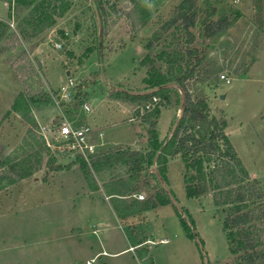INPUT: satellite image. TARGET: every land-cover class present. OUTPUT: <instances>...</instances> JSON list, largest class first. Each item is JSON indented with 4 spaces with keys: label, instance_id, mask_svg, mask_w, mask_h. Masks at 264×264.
I'll list each match as a JSON object with an SVG mask.
<instances>
[{
    "label": "rangeland",
    "instance_id": "obj_1",
    "mask_svg": "<svg viewBox=\"0 0 264 264\" xmlns=\"http://www.w3.org/2000/svg\"><path fill=\"white\" fill-rule=\"evenodd\" d=\"M66 1L71 7L55 25L36 33L30 22L38 3L0 0V174L8 175L9 166L18 162L36 168L30 177L0 190V264H86L103 250L106 253L98 254L92 264H139L131 250L111 253L151 233L169 236L168 244H156V264H264V218H258L264 208V0L214 1V19L238 17L223 35L211 39L204 37L197 22L191 28L195 40L190 46L197 52L191 57L182 29L164 28L182 0ZM203 1L196 4L203 7ZM193 66L196 69L187 76ZM69 78L74 82V87L67 86L70 101L61 97ZM181 78L193 100L206 102L208 117L226 122L229 141L263 193L262 200L245 209L257 214L249 223L257 241L254 250L230 252L222 224L229 204L216 205L211 189L231 178L218 174L213 182L206 179L208 191L199 199L185 194L186 164L181 154L171 153V136L184 104ZM153 92L158 101L151 110L144 106L152 96L134 102L125 99V94ZM14 102L18 111L12 110ZM83 103L90 111L83 109ZM60 112L72 113V125L86 123L85 117L97 113L99 123L108 119L115 127L139 121L136 134L145 142L138 145L142 170L137 193L145 200L163 188L188 224L192 216L206 257L187 237L172 204L148 210L146 220H128V228L102 200L105 188L98 192L102 198L86 194L89 187L82 183L83 173L74 164L77 159L58 142L48 146L44 139V133L49 136V129L63 120ZM133 130L136 127L121 133L128 143ZM219 150H224L222 145ZM202 156L205 171L221 161L218 152ZM56 165L64 169L52 170ZM73 167L80 171L72 172ZM127 170L120 163L106 174L126 176ZM227 187L234 185L229 182ZM110 200L113 206L120 205L115 198ZM145 260L140 264H148Z\"/></svg>",
    "mask_w": 264,
    "mask_h": 264
},
{
    "label": "trees",
    "instance_id": "obj_2",
    "mask_svg": "<svg viewBox=\"0 0 264 264\" xmlns=\"http://www.w3.org/2000/svg\"><path fill=\"white\" fill-rule=\"evenodd\" d=\"M45 1H48L46 6L43 4L44 0L39 2L38 0H29V3H38L34 6L37 15L30 22L36 33L54 26L56 18L62 17L71 7V3L66 0ZM214 1L216 0H204V6L202 7L196 4V0H182L170 19L165 23L164 28L167 29L173 25H177L185 33V50L188 53V57H191L193 53L197 52L196 48L190 47L195 40L191 28L195 27L197 22L202 27L204 37L211 39L223 35L238 17L237 14L232 18L228 15H222L214 19V15L217 13V8L213 3ZM35 32H33V36ZM151 45L152 40L147 43L148 47H151ZM195 69L196 66L189 69L187 76L192 74ZM179 83L184 92V104L179 122L171 136L173 142L171 153L175 155L181 154L186 164L187 172L184 177L185 194L187 197L199 199L208 191L206 179H212L211 182H213V179H216L218 174H221L225 180L231 178L232 180H229V182L233 183V188L229 189L227 187L228 182L226 184L218 183L212 186L211 189L215 193L214 201L216 205L229 204L230 213L224 218L222 224L223 230L227 231L226 236L230 252L236 254L240 251L254 250L257 241L251 237V225L249 223L257 214L253 209H245L251 203L262 200L263 193L259 188V184L254 179L250 180L247 170L243 166L232 143L229 141L225 133L226 122L224 120L218 121L215 117H208V106L206 102L204 100L195 101L192 99L189 91L183 85V78L179 79ZM155 94L156 92L142 96L125 94V99L131 101L147 100ZM27 109L29 110V108ZM12 110L18 111L16 102L13 103ZM191 128L196 129V133L191 132ZM218 142H221V144H218ZM220 145L224 148L222 152L219 150ZM158 147L156 146V149ZM215 152H218L221 161L212 167H207V171H205L202 155L210 158ZM120 163L127 166L128 176L127 178H119L111 183L110 187L113 191L111 194L119 197L138 194L137 191L139 190L140 173L142 170V153L140 151L133 150L129 147L117 148L106 153L92 155L88 162L81 156H78L74 164H78L89 190L97 191L99 185L93 172L114 168ZM39 164L38 161L37 165ZM51 169L60 171L64 169V166L56 165ZM189 170H192L194 173L189 174ZM9 171L10 173L8 175L0 174V190L3 186L11 185L17 180L30 177L36 171V168L30 164L18 162L10 165ZM144 186L146 187L147 184H144ZM221 195L223 196L222 200ZM116 199L120 202V205L115 204L114 208L118 217L122 219L142 211L156 208L158 205L172 204L171 198L163 188L158 189L154 196H149L145 200H138L136 197L130 201L121 198ZM172 206L174 207L176 215L180 218L181 225L187 237L197 244L202 258H205L206 253L203 249V241L193 229L194 220L192 216H188L190 221L188 224L180 215L178 209L173 204ZM258 218H264V208L261 209ZM249 257H251L250 254ZM146 261L148 264H153L151 258H148L144 262Z\"/></svg>",
    "mask_w": 264,
    "mask_h": 264
},
{
    "label": "crops",
    "instance_id": "obj_3",
    "mask_svg": "<svg viewBox=\"0 0 264 264\" xmlns=\"http://www.w3.org/2000/svg\"><path fill=\"white\" fill-rule=\"evenodd\" d=\"M83 97V96H82ZM70 101V100H69ZM115 101V100H114ZM128 101H131V100H128ZM134 102V101H133ZM74 108L76 109L75 111L77 113H79L77 110H78V107L76 105H74ZM119 109H117L118 111ZM60 116L63 118V120H61L62 122H67L69 123L70 125H72V120H73V116L72 113L70 114H63L62 112H60ZM96 113V112H95ZM161 114V113H160ZM69 115V116H68ZM66 116H68L66 118ZM161 118V116L159 117V119ZM110 119V118H109ZM84 122L86 123H83L81 125H88L92 128V135L90 137V140L92 141V139L95 141L94 143H99L102 145V148H103V153H106L107 151H111V150H115L113 149L115 146H128V147H131V149L133 150H137V151H140V148L138 147V145L141 143V140H144L145 142V138L144 137H138L137 136V132H138V127L137 125L135 124L136 122H139V121H135L133 120V123H131V125L129 124H122V125H119V126H113L111 123L108 122V119H104V122L103 124L99 123V120H98V113L95 114L94 116H90L89 118H84L83 119ZM113 120V118H112ZM103 121V120H102ZM101 122V120H100ZM113 123V122H112ZM141 124V122H140ZM159 125V123H157ZM131 127H136V130L134 131L133 130V134H131L130 136L133 135V139L130 140V143H128L124 138L123 136L121 135V133L124 131L126 133V131L130 130ZM132 133V131H131ZM160 137V141L162 140L161 138V135L159 136ZM93 143V141H92ZM140 146V145H139ZM108 147V148H106ZM105 148V149H104ZM111 149V150H108V149ZM101 154V153H99ZM114 169L113 167L112 168H109V169H105V170H101L99 172H93L94 174V177L95 179L97 180L98 182V185H99V189L97 191H90L87 186H86V181L84 180V177L82 175V183L83 185L86 186V194H88L89 196H94L95 194L98 196V192L99 190L105 188L106 190V193L104 194V198L102 197H99V198H102V200L104 202H106L109 206V209L111 210L112 214L114 215L115 219L118 221V223H122L124 225H126V222L128 220H131V219H136L137 217H144V219L146 220V214H147V211H142L143 214L141 216L139 215H130V216H127L125 217V219H122L120 217H118L117 213H116V210L112 204V198H115V203H118V200H116V198H121V199H125L127 200L128 197H119V196H114L112 195L111 193L113 192L111 190V183L114 182L115 180L119 179V178H127L128 176V173L126 176H115V175H109V174H106V172H108L109 170H112ZM72 172L73 170L74 171H80L79 169L76 170V167H73V169H71ZM97 174H100L99 178L97 176ZM103 184V186H102ZM83 186V187H85ZM135 197V196H134ZM130 201V200H128ZM161 205H158L156 208H153V209H150V210H154V211H157L158 208L160 207ZM140 213V212H139ZM157 217H159L158 214H156ZM136 216V217H135ZM160 218L157 219V221L159 220ZM128 226V224L126 225ZM129 228V226H128ZM133 234H136L134 232H132ZM162 234V232H161ZM166 233L160 235L158 233H155L154 234H150L149 235H144V237H138L137 239V242L134 244V245H130L128 248H125L123 250H120V251H117L115 253H111L112 255H117L125 250H131L133 251V260L137 263H142V261L146 258H151V260L153 261V264H156V244H168L169 243V236L168 235H165ZM140 235V234H139ZM156 235L158 236L156 238ZM141 238V239H140ZM163 239H166L167 242L166 243H159L160 240H163ZM140 249H144V250H140ZM140 252V253H139ZM143 252H145V255L143 254ZM104 254L106 253V251H101V252H97L96 255L98 254ZM109 254V253H108ZM141 254V255H140ZM95 255V256H96Z\"/></svg>",
    "mask_w": 264,
    "mask_h": 264
},
{
    "label": "built area",
    "instance_id": "obj_4",
    "mask_svg": "<svg viewBox=\"0 0 264 264\" xmlns=\"http://www.w3.org/2000/svg\"><path fill=\"white\" fill-rule=\"evenodd\" d=\"M57 48H61V44H55ZM221 78L224 81H229L226 75H221ZM67 86L74 87V82L71 78L68 79V84L61 88V97L65 100H69L70 94L67 92ZM158 99L155 96H152L150 100L145 104L144 108L151 110ZM82 107L85 111H90V106L83 103ZM44 130H47L44 128ZM92 128L88 125H70L67 122L55 123L49 129L50 135L44 133V139L48 146L52 141L58 142L59 145L64 146V150L74 159H77L78 156H81L84 160L88 162L90 156L103 153L102 145L99 143H92L90 137L92 135ZM135 197L138 200H143L144 196L142 194H136ZM167 240H160L159 243H166ZM97 255L86 261V264H92Z\"/></svg>",
    "mask_w": 264,
    "mask_h": 264
},
{
    "label": "water",
    "instance_id": "obj_5",
    "mask_svg": "<svg viewBox=\"0 0 264 264\" xmlns=\"http://www.w3.org/2000/svg\"><path fill=\"white\" fill-rule=\"evenodd\" d=\"M221 98L223 99V98H224V96L222 95V96H221Z\"/></svg>",
    "mask_w": 264,
    "mask_h": 264
}]
</instances>
